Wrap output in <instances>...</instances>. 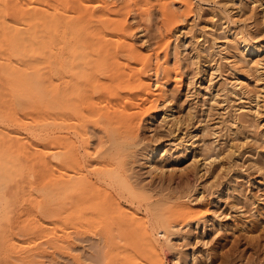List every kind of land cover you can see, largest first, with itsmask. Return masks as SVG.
<instances>
[{"label": "bare ground", "instance_id": "obj_1", "mask_svg": "<svg viewBox=\"0 0 264 264\" xmlns=\"http://www.w3.org/2000/svg\"><path fill=\"white\" fill-rule=\"evenodd\" d=\"M159 1V11L170 21L154 50L133 40L128 14L115 12L108 0H45L36 2L44 5L39 8L34 0H0V264H47L83 242L95 249L96 263L166 264L162 239L168 246L174 228L209 214L196 205L200 200L191 201L192 189L154 194L132 169L145 118L154 123L162 106L163 122L176 131L180 124L172 102L181 72L167 53L160 56L177 47L178 34L169 24L176 26L182 14L171 8L180 1L189 15L193 0ZM222 5L219 19L230 26V4ZM142 6L149 12L153 1L143 0ZM227 36H221L225 42L218 49L214 44L202 53L212 57L231 48L226 59L232 60V70L256 75L261 84L252 116L260 117L264 45L242 32ZM240 85H233L231 94L240 93ZM208 146L204 166L222 163L224 155ZM152 158L150 168L160 171ZM251 223L240 217L234 224L245 229ZM94 225L100 231L91 238ZM196 252L185 256V264L199 262ZM97 254H103L102 261ZM76 259L71 264H80Z\"/></svg>", "mask_w": 264, "mask_h": 264}, {"label": "rangeland", "instance_id": "obj_2", "mask_svg": "<svg viewBox=\"0 0 264 264\" xmlns=\"http://www.w3.org/2000/svg\"><path fill=\"white\" fill-rule=\"evenodd\" d=\"M38 1L45 2V0H34L36 7H43V2L39 5ZM152 1L153 7L148 10L149 12H144L146 7L142 6L143 0H108L113 5L111 7H115L113 9L115 12L128 14L129 25L133 28V40L135 39L134 41H137L141 47L150 45L151 49L156 50L160 38L166 35L169 29L166 20L168 22L170 20L163 18L159 11L157 5L160 1ZM172 1L167 0L168 3ZM227 1L231 11L229 23H233V26L227 24L225 26V22L219 19L222 4ZM198 3L193 0L194 12L189 15H184V10L182 11L179 5L180 1L170 7L171 11L178 15L182 14L183 18L179 16L180 20L175 19L174 22L178 23L177 25L175 23L176 26L169 24L170 27L175 28L174 34H178L177 44L175 43L177 47L174 48L172 45L160 56L163 59L167 53L168 59L171 63L174 61L181 72L179 90L174 91L176 100L172 102L176 118L180 120L179 129L176 131L174 126L163 122L164 109L161 105L154 123H150L149 119L145 118L139 131L143 144L136 148L138 153L135 152L138 156L135 155L133 158L135 162L132 164L133 173L135 172L134 176H137L139 183L150 187L154 194L163 192L168 196H174L182 190L192 189L191 201L195 203L200 200L201 202L197 201L196 205H199L200 209L206 207L210 214L207 213L203 217L204 220L201 219L199 222L195 223L196 220H193L190 221L191 223L188 222L187 226L184 224L183 227L177 228L178 230L174 228L170 233L173 245L166 246L165 240L162 239V257L166 264H185V260L190 259L188 255H192L194 251L198 254L197 264H264V141H262L264 140V106L260 104L261 113L256 112L260 117L252 116L257 104L255 94L259 91L261 83L253 73L251 75L249 72L241 76L232 70V60L226 59L233 52L231 48L221 55L219 53L212 57L202 53L203 47L206 46L213 48L215 44L218 49L225 42L221 36L231 37L233 33L242 32L250 38L254 37L252 39L257 42L256 44L264 45V0H203ZM222 32L224 34L226 32L227 35ZM239 83L241 85L237 88V92H240L238 96L231 94L232 86ZM245 87L248 93L244 90ZM220 88H225L228 93L224 92V95L222 92L218 93ZM241 88L244 89L241 91ZM250 110L253 112L250 113ZM243 114L248 116L245 115V121L248 120L247 125L243 124L245 119ZM237 119H240V122ZM249 119L252 122L249 123ZM254 121L257 124L254 123L256 128L255 125L252 126ZM261 135H263L262 140ZM208 145L212 146L213 153L220 152L224 155L222 163L220 160L210 167L204 166V158L208 154L204 146ZM200 146L203 148L200 149ZM234 146L236 148L233 150ZM155 156L158 160L156 165L160 170L158 172L150 168L152 157ZM157 156L163 160L161 158L159 160ZM224 164L225 167H221ZM240 217L251 220V225L245 229L235 225ZM212 219L221 221V225L212 222ZM98 227L100 228L99 225L91 227L89 233L91 238H95L94 235L100 231ZM89 243H77L76 248L64 257H55L57 262L51 260L45 262L57 264L59 261V264H69V262L71 264L77 258L80 264H100V260L96 263L93 257L96 251L90 248ZM69 254L73 258L72 256L70 258ZM100 255L97 254L96 257L102 261L104 256ZM189 263L193 264L191 261Z\"/></svg>", "mask_w": 264, "mask_h": 264}]
</instances>
